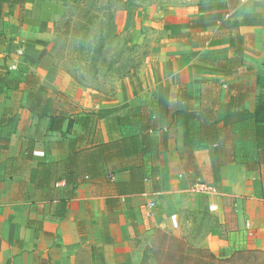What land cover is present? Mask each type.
<instances>
[{
  "label": "crops",
  "instance_id": "0c3cea01",
  "mask_svg": "<svg viewBox=\"0 0 264 264\" xmlns=\"http://www.w3.org/2000/svg\"><path fill=\"white\" fill-rule=\"evenodd\" d=\"M67 1L0 0V264H134L139 240L155 228L181 236L169 212L186 207L196 179L218 191L208 201L214 221L203 222L198 243L220 257L264 251V165L243 131L257 77H264V0H170L158 7L124 0L116 32L134 48H150L144 67L114 77L111 95L75 84L47 48L54 14ZM28 92L52 97L54 109L73 99L83 103L80 112L106 118L152 105L154 151L145 165L157 172L143 192L115 185L129 181L127 170L66 183L59 161L66 123L52 130L49 116L29 110ZM204 128L217 140L208 141Z\"/></svg>",
  "mask_w": 264,
  "mask_h": 264
},
{
  "label": "trees",
  "instance_id": "16d2710c",
  "mask_svg": "<svg viewBox=\"0 0 264 264\" xmlns=\"http://www.w3.org/2000/svg\"><path fill=\"white\" fill-rule=\"evenodd\" d=\"M256 86L255 108L250 125H245L243 131L246 139L252 142L259 162L264 165L263 76L257 77ZM27 97L29 110L39 117L49 116L52 130L63 131L65 125L69 128L66 148L59 159L66 183L75 185L80 178H94L108 169L111 173L127 170L129 181L115 185L121 187L124 193L134 194L143 192L144 181L157 172L156 166L148 171L145 165V160L154 151L152 133L156 129V119L152 105L138 106L137 110L125 115L106 118L74 111L69 104L68 108L58 106L54 109L53 98L43 93L28 92ZM178 111L169 113L163 137L173 129ZM247 130H250V137ZM204 131L208 141L217 140L214 132L205 128ZM214 156L220 163L227 162L220 157L221 154ZM216 169L212 167L213 173ZM142 256L144 264H261L257 259L264 256V251L240 249L220 257L202 247L198 241L192 243L183 236L155 228Z\"/></svg>",
  "mask_w": 264,
  "mask_h": 264
},
{
  "label": "rangeland",
  "instance_id": "374dc122",
  "mask_svg": "<svg viewBox=\"0 0 264 264\" xmlns=\"http://www.w3.org/2000/svg\"><path fill=\"white\" fill-rule=\"evenodd\" d=\"M137 1L158 7L166 5L170 0ZM124 4H126L124 0H69L55 12L52 22L53 35L47 48L55 64L62 72L69 74L75 84L111 95L116 89L115 76L127 74L130 67L136 69L144 67L150 45L143 43L134 48L128 44L126 33L116 32V16ZM77 88L74 86V93ZM65 98L71 99L68 95ZM71 101L73 103L68 101V104L75 110L84 111L83 103L73 99ZM138 106L130 108L129 112L137 110ZM68 131L67 127L66 134ZM227 138L229 143L225 155L230 153V135ZM244 140L242 144L250 146V143ZM208 201L209 195L196 191L185 196L186 207L179 209L178 212L174 209L169 212L176 226L182 230L181 236L192 243H196L197 238L203 235L204 231L201 228L203 222L210 224L214 221L208 208ZM139 241L141 253L134 264H144L142 255L149 237ZM258 260L264 264V256L258 257Z\"/></svg>",
  "mask_w": 264,
  "mask_h": 264
},
{
  "label": "built area",
  "instance_id": "2783aa9c",
  "mask_svg": "<svg viewBox=\"0 0 264 264\" xmlns=\"http://www.w3.org/2000/svg\"><path fill=\"white\" fill-rule=\"evenodd\" d=\"M22 53H23V51L21 49L16 51V58L13 61L12 65L10 66L11 69H15L17 59L22 55ZM192 187L195 191L203 193V194H207L209 196H217L218 195V191L214 185L205 183L201 179H196L194 181ZM148 206L150 208H152L154 206V202L150 201L148 203Z\"/></svg>",
  "mask_w": 264,
  "mask_h": 264
}]
</instances>
